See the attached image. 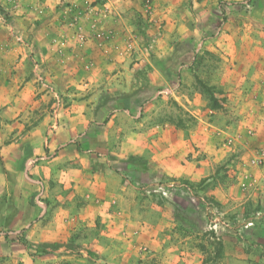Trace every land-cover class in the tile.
<instances>
[{
	"label": "rangeland",
	"instance_id": "obj_1",
	"mask_svg": "<svg viewBox=\"0 0 264 264\" xmlns=\"http://www.w3.org/2000/svg\"><path fill=\"white\" fill-rule=\"evenodd\" d=\"M107 2L0 0V17L6 21L25 9V15L36 19L28 28L37 29L58 16L69 32L53 36L50 47L59 62L68 61L70 51L84 47L91 37L101 46L107 36L114 38L112 29L106 36L88 32L93 28L87 16L96 4ZM139 6L133 22L136 35L122 43L132 63L135 47L153 56L150 52L166 35L165 8L156 0H139ZM217 8L216 20L195 41L190 63L177 67L173 78L169 74L170 85L138 94L140 107L129 113L132 122L126 126L143 123L141 130L153 128L161 139L143 155L125 151L115 155L109 141L104 147L111 114L97 112L107 104L109 90L103 86L95 90L83 80L55 86L33 61L34 54L27 55L35 76L36 109L16 126L7 120L12 130L3 132L0 127V264H120L122 246L113 254L108 248L122 239L137 252L130 264H189V258L188 263L165 261L130 240L141 229H125L130 222L125 208L98 196L103 189L97 180H110L111 185V173L122 188L136 193L141 205L136 216L153 223L154 231L177 245L179 252L194 250L201 264H264V5L219 0ZM48 23L54 26L56 21ZM201 24L204 28L207 23ZM190 40L173 34L169 43L183 48ZM17 42L27 45L19 35ZM252 56L257 57L253 66ZM129 71L130 86L136 89L124 95L141 91L140 79L146 77L143 67L132 71L130 65ZM90 92L100 95L88 121L94 133L84 129V135L72 138L67 133L58 141V129L68 124L66 109ZM144 104L152 105L151 114L143 111ZM41 121L39 133L48 152L39 155L36 144L24 138ZM169 141L176 151L167 149ZM152 155L160 157L158 163L150 160Z\"/></svg>",
	"mask_w": 264,
	"mask_h": 264
},
{
	"label": "crops",
	"instance_id": "obj_2",
	"mask_svg": "<svg viewBox=\"0 0 264 264\" xmlns=\"http://www.w3.org/2000/svg\"><path fill=\"white\" fill-rule=\"evenodd\" d=\"M218 1L198 0L197 2H191V4L185 3L183 0H156L158 6L165 8L163 18L166 21V35L161 45L153 48L150 52L153 56L135 47L133 51L134 63H132V57L129 56L130 53L123 51L122 43L128 35L132 33L136 35L133 22L136 16L137 18L139 17V0H108L103 5L96 4L93 13L87 16L93 28V31L91 29H89L90 31L88 30L89 34L96 32L106 36L112 29L114 38L111 40V36H107V41L104 39L101 46L91 37L84 47L70 51L72 54L70 60H61V63L57 53L50 47V39L53 36H60L69 31L58 19V16L54 17L56 19L45 20L37 29H34V26H32L33 29L28 28L31 19H36L30 15H25V9L16 12L15 15L18 16H9L6 21L0 17V127H4L3 132L12 130L13 127L10 128V125L5 124L7 120H11V123L16 126L19 120L22 121L27 114H31L29 110L34 111L36 109L35 101L33 100V97L37 95L34 87L35 76L30 74L32 66L29 65L30 60L27 56L32 52L34 54L33 61L39 63L40 68L45 72L47 80L55 86H72L83 80L88 82L89 87H93L95 90L96 87L100 86H103L105 90H109L110 96L107 104L97 112V115H101L102 112L105 115L111 114L106 127L107 135H105L103 140L104 147L109 141L111 153L115 155L124 151L128 155H143L147 153L144 152L145 148L148 146L154 148L161 139L155 135L156 132H154L153 128L141 130L143 123L133 122L134 124L131 126H126L125 122H132L129 113H133L134 107L139 105V93H146V90L155 91L158 88L169 86L170 81H173L170 79L169 74L173 78L177 67L181 66L184 68L190 63L196 50L195 41L202 36L205 29H210L211 21L216 20L218 17ZM255 2L258 7L262 4L264 5V0H255ZM110 7L115 10L117 18L113 19L111 17ZM99 11L100 14L97 15ZM88 19L82 20L88 23ZM53 21H56L57 25L55 23L53 26L52 23H48ZM205 22L207 24L203 28L201 23ZM173 34L185 39H191V44L185 45L183 48L176 45L175 42L170 44L169 40ZM17 35L26 40V46L17 42ZM115 44L120 46L115 47ZM253 56L249 59L252 61H250L252 66L256 64L253 61L257 58ZM130 65H132V71L142 67L145 68L146 77L140 79L139 86L143 85L141 91L134 95L132 93L124 95L123 92L136 89V86H130V77L132 75L131 71H129ZM165 70L168 74H165ZM91 92L88 94L87 99H77L72 102V106L66 109L70 114L68 124L58 129L56 134L58 141H63L65 139L64 135L67 133H71L73 135L72 138L78 137L79 134L84 135L85 130L89 134L94 133L91 130L93 124L89 125L88 121H91L93 117L92 111L100 95L98 92ZM145 97L147 96L145 95ZM138 107L136 110L139 109ZM151 108V104H144L143 111L151 114ZM84 120L87 122L85 125ZM41 126L42 121L39 123V127L30 133L29 137L24 138L25 140L31 139L36 144L35 153L39 155L48 152L47 146L42 145L43 136L39 133ZM166 139L168 140V138L164 137L163 140ZM171 140L176 144L174 138ZM171 144V141L167 142V149L176 151ZM51 147L52 141L48 148ZM15 148L17 149V147ZM150 160L158 163L160 157L152 155ZM172 163L173 165L177 164L176 161ZM109 178L111 179V185H109L110 180L107 183H104V178L97 180V184L100 182L99 186L103 189V193L101 190V195L98 196L100 199L109 202L116 200L120 208H125L126 214L130 218V222L125 224V229L130 232L135 229H141L138 237L130 240L139 245L147 246L151 253H154L153 255L162 257L165 261L188 263L187 260L189 258V264H201L194 250L190 254L188 252H179L177 245L171 243L167 238L160 237L159 233L155 232L157 228L153 226V223L149 225L144 223L141 218H138L136 216L138 212L136 208L141 205L136 200V193L131 189L122 188L120 185L121 181L112 173ZM95 196L96 198L94 199H97L98 196ZM95 212L97 213L98 209L95 208ZM141 223H144V226ZM120 241H117L120 242L117 245L110 244L108 250L113 254L122 246L121 250L119 249V256L116 254L115 256L119 257L120 264H130V261H135L133 258L137 257V252L129 248L130 241L126 239ZM111 262L113 261L111 260ZM113 264L115 263L113 262Z\"/></svg>",
	"mask_w": 264,
	"mask_h": 264
}]
</instances>
